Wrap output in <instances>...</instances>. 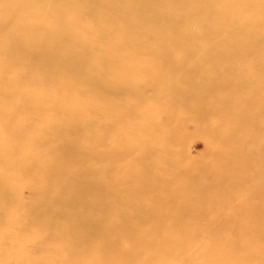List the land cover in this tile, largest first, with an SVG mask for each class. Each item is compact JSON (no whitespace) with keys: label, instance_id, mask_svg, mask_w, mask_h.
<instances>
[{"label":"bare ground","instance_id":"bare-ground-1","mask_svg":"<svg viewBox=\"0 0 264 264\" xmlns=\"http://www.w3.org/2000/svg\"><path fill=\"white\" fill-rule=\"evenodd\" d=\"M200 259L264 264V0H0V264Z\"/></svg>","mask_w":264,"mask_h":264},{"label":"rangeland","instance_id":"rangeland-1","mask_svg":"<svg viewBox=\"0 0 264 264\" xmlns=\"http://www.w3.org/2000/svg\"><path fill=\"white\" fill-rule=\"evenodd\" d=\"M153 121H154V119H153ZM156 122H159L160 124H168V121L166 120V116L164 114H162L159 117L157 116ZM99 125H101V123H99ZM191 129H192V126H190L188 128V130L190 132H192ZM186 143L188 145L189 153L191 156H197V155H199L205 151V144L195 137L188 136V138L186 139ZM18 194H19L20 198L22 199V201L23 200L28 201L31 198L35 197L33 192L31 191L29 185H26V184L21 186V188L18 191ZM48 202L59 203V197L55 191H50L48 193V195L46 197V203H48ZM42 209L43 208L41 205L35 206V208L32 210L33 216L39 217L43 212ZM33 245H34L33 243H30L29 249L32 248L35 251V249L33 248ZM200 262H202L201 259H200ZM202 264H206V263L202 262Z\"/></svg>","mask_w":264,"mask_h":264}]
</instances>
